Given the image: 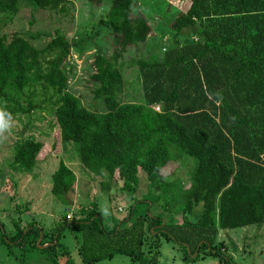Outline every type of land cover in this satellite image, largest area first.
<instances>
[{
	"label": "trees",
	"instance_id": "1",
	"mask_svg": "<svg viewBox=\"0 0 264 264\" xmlns=\"http://www.w3.org/2000/svg\"><path fill=\"white\" fill-rule=\"evenodd\" d=\"M21 1L0 0V13L12 20ZM25 1L56 12L73 2ZM190 1L171 27L182 33L199 24L198 39L169 48L161 61L138 60L145 85L156 83L146 101L131 102L123 98L127 81L119 59L128 46L147 40L151 25L145 14H134V0H111L101 23L112 29L117 48L110 56L95 54L91 75L104 111L88 108L70 89L73 70L65 61L72 44L64 35L39 48L21 32H0V110L16 118L49 104L62 141L78 145L82 165L105 192L120 179L133 197L144 174L148 181L146 193L122 219H106L97 201L90 209L81 205V215L65 217L44 247L46 234L36 221H13L10 231L0 220V245L20 264H30L27 253L34 250L60 264V257L70 254L61 247L67 228L80 235L82 264L117 254L158 264L162 239L180 243L185 260L196 261L203 251L233 264L217 245L220 231L264 223V0ZM42 148L43 142L32 138L18 141L16 168L33 171ZM185 156L196 161L188 184L165 179L162 169ZM76 182L75 171L61 160L52 174V192L66 196ZM138 203L146 204L145 214L136 213ZM199 203L202 212L192 221ZM153 205L181 212L182 221L174 216L166 221ZM69 257L67 264H76Z\"/></svg>",
	"mask_w": 264,
	"mask_h": 264
},
{
	"label": "rangeland",
	"instance_id": "2",
	"mask_svg": "<svg viewBox=\"0 0 264 264\" xmlns=\"http://www.w3.org/2000/svg\"><path fill=\"white\" fill-rule=\"evenodd\" d=\"M190 3V0H134V14L143 13L149 18L151 32L145 42L128 46L119 59L127 81V92L123 95L126 101H146L148 90L156 83L155 80L149 82L148 79L149 84L145 85V70L137 63L138 60L161 61L169 48L181 47L198 39L199 24L183 30L182 33L171 27L175 17L181 11H186ZM110 4L111 0H105L101 4L73 0L68 5V10L56 12L36 8L22 0L12 20L6 19V15L0 13V32L9 36L14 32H21L39 48L46 46L57 34L64 35L72 44L71 53L65 61L67 69L71 72L73 70L69 80L70 89L81 97L88 108L104 111V103L94 96L93 89L98 83L91 79V75L94 72L95 54L100 50L110 56L117 48L112 29L101 23V20L106 18ZM159 105L161 104L154 106ZM10 123L11 127L0 134V220L10 228L14 229L13 221L22 218L23 223L32 220L45 228L49 226L55 229L65 217L68 219V213L77 217L81 215V205L89 206L90 209L94 201L98 202L106 219L111 221L114 217L120 220L128 214L131 204L146 193L148 181L145 174L136 186L133 197L128 189H122L123 182L120 179L111 183L110 191H103L98 178H93L82 165L78 145L62 141L59 124L49 104L34 110L31 116L10 118ZM26 138L43 142L39 160L31 172L14 165L15 145ZM61 160H64L77 176L75 186L66 196L52 192V174L59 167ZM195 163V159L185 156L180 161L168 163L161 173L165 179H178L186 185ZM146 207V204L138 203L136 213L145 214ZM202 208V203L195 207L190 215L192 221L198 219ZM152 211L161 214L168 222L172 216L175 222L182 221L181 212L174 209L169 211L164 210L161 205H153ZM220 233L217 245L231 257L233 264H264V223L221 230ZM76 234L78 233L66 229L61 241L71 249V256L75 258L76 264H82L75 251ZM45 256L34 250L27 253V261L30 264H52ZM182 256L183 248L180 243L162 239L159 264H223L218 256L203 251L196 262L185 260ZM62 258L66 261V257ZM0 264L20 263L8 253L5 245H0ZM92 264L138 263L125 254H117L113 258Z\"/></svg>",
	"mask_w": 264,
	"mask_h": 264
},
{
	"label": "crops",
	"instance_id": "3",
	"mask_svg": "<svg viewBox=\"0 0 264 264\" xmlns=\"http://www.w3.org/2000/svg\"><path fill=\"white\" fill-rule=\"evenodd\" d=\"M34 206V205H33ZM32 206V207H33ZM33 210V209H32ZM28 212H30V210H28ZM21 222H22V224L24 225V224H27V223H23L24 222V220L22 219V218H20L19 219ZM30 221H32V220H30ZM37 222V221H36ZM38 223V225L40 226V227H42L43 228V230H44V233L46 234V237H45V242H44V244L43 245H41V247H44V246H47L49 243H50V236L52 235V232L54 231V229H52V227H49L48 226V228H45L43 225H41L39 222H37ZM7 226V228L8 229H10V231H14L15 230V228L13 229V228H10L8 225H6ZM68 229V228H67ZM221 234V233H220ZM219 234V235H220ZM76 236V242H75V251H77V256H78V247H79V244H80V241H81V238H80V235H75ZM44 239V236H43V233H42V240ZM62 239V238H61ZM56 242V241H55ZM61 243H62V248L64 247V249L66 250V251H68V252H70V254H65L64 256H61L60 257V264H67V261H68V258H70L69 256L70 255H72V251H71V249L68 247V246H66V244L64 243V242H62L61 241ZM41 255H43L42 253H40ZM196 254V253H195ZM160 256H161V254H160ZM160 256H159V258H158V264H159V261H160ZM43 257H44V255H43ZM62 257H66V261L62 258ZM183 257V256H182ZM46 258V257H45ZM113 258V257H112ZM62 260H64V262L62 263ZM197 261V260H196ZM196 261H190V262H196ZM98 262V261H97Z\"/></svg>",
	"mask_w": 264,
	"mask_h": 264
},
{
	"label": "clouds",
	"instance_id": "4",
	"mask_svg": "<svg viewBox=\"0 0 264 264\" xmlns=\"http://www.w3.org/2000/svg\"><path fill=\"white\" fill-rule=\"evenodd\" d=\"M11 127L10 118L8 114L0 110V134H3L5 130Z\"/></svg>",
	"mask_w": 264,
	"mask_h": 264
},
{
	"label": "built area",
	"instance_id": "5",
	"mask_svg": "<svg viewBox=\"0 0 264 264\" xmlns=\"http://www.w3.org/2000/svg\"><path fill=\"white\" fill-rule=\"evenodd\" d=\"M155 108H156L157 110H160L161 107H160V106H156ZM120 210H123V208H120ZM73 217H74V216H73L72 213H68V214H67V218H68V219H72Z\"/></svg>",
	"mask_w": 264,
	"mask_h": 264
},
{
	"label": "water",
	"instance_id": "6",
	"mask_svg": "<svg viewBox=\"0 0 264 264\" xmlns=\"http://www.w3.org/2000/svg\"><path fill=\"white\" fill-rule=\"evenodd\" d=\"M41 241H42V234H41L40 239L38 240V246H40Z\"/></svg>",
	"mask_w": 264,
	"mask_h": 264
}]
</instances>
